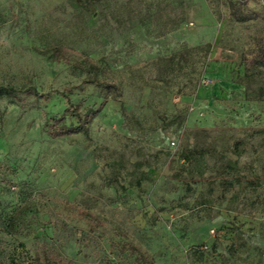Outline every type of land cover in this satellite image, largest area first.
Returning <instances> with one entry per match:
<instances>
[{
    "label": "rangeland",
    "instance_id": "374dc122",
    "mask_svg": "<svg viewBox=\"0 0 264 264\" xmlns=\"http://www.w3.org/2000/svg\"><path fill=\"white\" fill-rule=\"evenodd\" d=\"M230 1L0 0V85L76 86L87 57L120 91L76 87L81 108L103 106L87 132L62 136L46 128L60 93L0 95V264H132L125 237L156 264H264V66L248 63L264 16L236 21ZM207 42V57L170 66ZM194 147L213 153L190 178L179 152ZM221 152L242 185L225 190Z\"/></svg>",
    "mask_w": 264,
    "mask_h": 264
},
{
    "label": "trees",
    "instance_id": "16d2710c",
    "mask_svg": "<svg viewBox=\"0 0 264 264\" xmlns=\"http://www.w3.org/2000/svg\"><path fill=\"white\" fill-rule=\"evenodd\" d=\"M262 9L256 10L251 8L248 5V0H231L229 2L230 14L231 16L239 22H246L252 18H258L264 16V0H262ZM258 47L253 53L252 57L248 60L249 68H254L257 66H264V36H258ZM212 44L207 42L205 44H199L196 46L186 47L180 53H173L169 56L170 66L172 63H178L179 68L185 65L189 60V55L192 54L193 51H203L204 57H207L210 53ZM53 54V57H58L62 54L63 48L61 46H52L50 50ZM177 56H181L182 58H177ZM185 61V63L182 62ZM81 66V69L87 71V76L82 79L81 83L76 86L66 87L63 90L50 89L47 92L40 91L35 85H22L20 87L12 86V85H0V95L7 94L13 97H20L21 95H33L36 98H44L48 99L51 94L58 92L65 99V107L60 114H50L46 120V128L49 134L51 135H69L77 132H87L89 124L93 117L98 114L103 106V103L94 107L89 105L85 108H81L79 103H76L72 98V93L76 87L84 88L85 84H94L101 91H104V96H115L120 95L119 85L116 81L102 77L100 74L104 73V67L101 64L93 62L90 58L85 57V59L78 64ZM77 65V66H78ZM67 119H69L67 121ZM242 139H238L235 141V153L240 155L242 144ZM212 150L208 147H194V148H186L182 149L179 152V157L185 161V165H183L184 170L188 171V176L190 178H194L196 175L200 177L204 176L205 173V161L206 155L211 154ZM214 152H217L216 150ZM213 153V152H212ZM220 157L223 159V168L219 171L222 174H227L226 177H223V186L225 190H230V188L235 187V184L242 185L244 182L243 176L237 174L239 162L237 159L226 158L224 153H220ZM1 166V163H0ZM145 178V174H141L138 177V183ZM247 184H253L254 187L261 184L260 179H248ZM258 184V185H257ZM187 190H190L192 187L187 185ZM238 194V191L235 190L232 196ZM88 216L90 218L96 219V222L100 221V217L89 213ZM120 231V228L118 229ZM121 234L126 235V233L121 230ZM126 240L122 243L125 249H129L130 253L134 256L132 264H156L154 257L151 253H149L145 248H143L140 244L133 242L128 237H125ZM48 264H72V261L69 259H65L59 256H48L46 258ZM40 261V258L37 257V262Z\"/></svg>",
    "mask_w": 264,
    "mask_h": 264
},
{
    "label": "built area",
    "instance_id": "2783aa9c",
    "mask_svg": "<svg viewBox=\"0 0 264 264\" xmlns=\"http://www.w3.org/2000/svg\"><path fill=\"white\" fill-rule=\"evenodd\" d=\"M173 144H175V142L173 141Z\"/></svg>",
    "mask_w": 264,
    "mask_h": 264
}]
</instances>
